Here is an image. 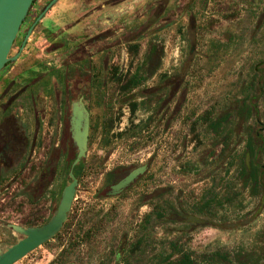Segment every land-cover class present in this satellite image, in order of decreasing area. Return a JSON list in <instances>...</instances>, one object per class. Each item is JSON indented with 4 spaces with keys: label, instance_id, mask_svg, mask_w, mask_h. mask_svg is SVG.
<instances>
[{
    "label": "rangeland",
    "instance_id": "1",
    "mask_svg": "<svg viewBox=\"0 0 264 264\" xmlns=\"http://www.w3.org/2000/svg\"><path fill=\"white\" fill-rule=\"evenodd\" d=\"M202 4L196 41L182 20L165 33L150 66L145 39L122 47V80L90 106L88 171L68 225L15 264H166L178 256L173 245L195 260L215 252L236 263L239 254L261 256L264 0ZM142 165L146 171L125 191L105 195ZM11 207L0 208V252L22 237L7 227L22 223ZM213 264L230 263L213 256Z\"/></svg>",
    "mask_w": 264,
    "mask_h": 264
},
{
    "label": "flooded vegetation",
    "instance_id": "2",
    "mask_svg": "<svg viewBox=\"0 0 264 264\" xmlns=\"http://www.w3.org/2000/svg\"><path fill=\"white\" fill-rule=\"evenodd\" d=\"M201 1L31 3L10 60L0 71V208L6 206L9 213L12 205L10 213H17L22 222L8 228H38L48 223L63 189L71 183L70 171L76 193L80 177L88 171L86 151L94 128L90 106L105 100L106 85L117 86L122 80V47L133 48L145 39V66H150L153 59L159 60L165 33L182 20L191 24L185 30L196 41L195 12ZM175 6L182 7L178 18L163 21ZM193 50L191 45L189 54ZM161 78L166 80L164 74ZM74 109L82 119L87 117V141L84 156L73 166L78 155L73 139ZM73 201L74 196L60 230L45 243L68 225Z\"/></svg>",
    "mask_w": 264,
    "mask_h": 264
},
{
    "label": "water",
    "instance_id": "3",
    "mask_svg": "<svg viewBox=\"0 0 264 264\" xmlns=\"http://www.w3.org/2000/svg\"><path fill=\"white\" fill-rule=\"evenodd\" d=\"M32 2L33 0H0V71L10 60L8 55L13 41ZM74 117L72 120L73 139L78 155L73 166L84 156L87 141V117L84 116L82 119L81 113L77 109H74ZM82 120L84 122L83 125H81ZM146 169L147 165H142L131 170L119 181L110 185L105 190V195L111 197L120 194L140 177ZM69 177L71 183L63 189L57 210L48 223L38 228L27 229L14 225L10 226L14 232L22 235L23 239L0 252V264H15L28 253L51 239L60 230L65 222L66 214L69 211L75 193L76 181L71 171ZM261 264H264V261Z\"/></svg>",
    "mask_w": 264,
    "mask_h": 264
},
{
    "label": "trees",
    "instance_id": "4",
    "mask_svg": "<svg viewBox=\"0 0 264 264\" xmlns=\"http://www.w3.org/2000/svg\"><path fill=\"white\" fill-rule=\"evenodd\" d=\"M132 80H128L131 82V87L137 84L136 77H132ZM256 180V179H255ZM158 213V212H156ZM158 217H161L160 215H157ZM193 218H188L189 221H193ZM173 249L176 251L175 253L178 255L174 260H171V256L166 258L165 263L166 264H213V256L217 257L223 262L230 263V264H261L264 261V251L262 252L261 256L258 257L256 260L249 259L245 254H239L237 255V263L232 261L228 254H222L219 252H215L214 254H209L208 258L201 259V260H195L191 258L188 254L182 253L180 250L177 249L175 245H173Z\"/></svg>",
    "mask_w": 264,
    "mask_h": 264
}]
</instances>
